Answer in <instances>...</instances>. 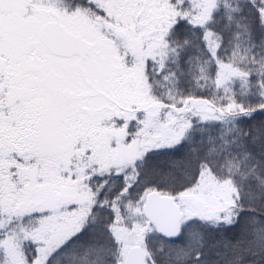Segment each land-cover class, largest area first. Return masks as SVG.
<instances>
[{"label": "snow or ice", "instance_id": "snow-or-ice-1", "mask_svg": "<svg viewBox=\"0 0 264 264\" xmlns=\"http://www.w3.org/2000/svg\"><path fill=\"white\" fill-rule=\"evenodd\" d=\"M0 264H264V0H0Z\"/></svg>", "mask_w": 264, "mask_h": 264}]
</instances>
